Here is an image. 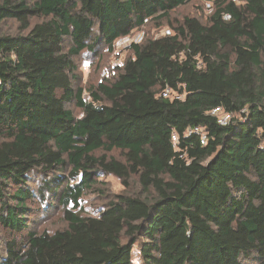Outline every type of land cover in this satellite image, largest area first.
Listing matches in <instances>:
<instances>
[{
  "label": "trees",
  "instance_id": "trees-1",
  "mask_svg": "<svg viewBox=\"0 0 264 264\" xmlns=\"http://www.w3.org/2000/svg\"><path fill=\"white\" fill-rule=\"evenodd\" d=\"M191 1L0 0L17 25L0 32V264H264V0H211L205 22L132 42L89 99L76 87V56ZM104 173L153 194L87 213ZM35 203L66 226L36 229Z\"/></svg>",
  "mask_w": 264,
  "mask_h": 264
},
{
  "label": "rangeland",
  "instance_id": "rangeland-1",
  "mask_svg": "<svg viewBox=\"0 0 264 264\" xmlns=\"http://www.w3.org/2000/svg\"><path fill=\"white\" fill-rule=\"evenodd\" d=\"M240 4L242 0H235ZM213 6L211 0H192L190 3L178 7L171 12L169 21L165 20L161 27L156 21H149L142 28L132 31L128 36L119 38L113 48H108L105 43H101L97 52L91 53L84 51L81 55L75 57L77 64V81L76 87L80 86L85 89V96L88 97V89L96 86L99 82L108 79H114L119 73V67L125 62L127 58L132 56L130 44L132 42H141L147 36L158 37L168 33L171 29L169 22L182 21L185 16H196L203 22L208 19L212 13ZM16 23L5 22L0 24V32L16 31ZM170 28V29H169ZM75 115L80 116L82 110L77 106L76 102H68L66 105ZM174 134V133H173ZM173 137V136H172ZM110 155L123 158L121 151L111 152ZM101 184L98 187L104 188L102 191L92 192L86 194L81 201V208L87 213L93 212L97 207H100L118 194L137 195L149 197L153 192L149 190L145 192L142 188L138 178L132 176L128 180V184L112 174H102L100 177ZM36 185V184H33ZM103 191L105 193H103ZM50 205V203H49ZM46 206L42 203H35L31 208L30 218L33 219L32 225L40 231L64 228L66 221L63 218L62 209L57 205ZM248 264H258L257 262H249Z\"/></svg>",
  "mask_w": 264,
  "mask_h": 264
},
{
  "label": "built area",
  "instance_id": "built-area-1",
  "mask_svg": "<svg viewBox=\"0 0 264 264\" xmlns=\"http://www.w3.org/2000/svg\"><path fill=\"white\" fill-rule=\"evenodd\" d=\"M168 94H169V90H166L164 92V95L168 96ZM211 114H213L215 117H217L218 122L223 124V125L228 124L234 116L233 113L225 111L221 106L215 107L211 111ZM193 132H200L201 133V143L203 145L206 144L208 136H207V131L203 127H200V126L190 127L188 129L187 133L190 134ZM173 140L178 141V136L176 133L173 134Z\"/></svg>",
  "mask_w": 264,
  "mask_h": 264
}]
</instances>
